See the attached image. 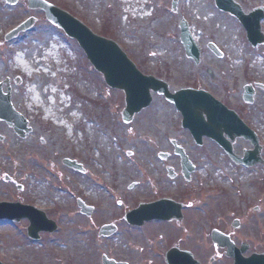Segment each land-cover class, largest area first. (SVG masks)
I'll list each match as a JSON object with an SVG mask.
<instances>
[{
	"label": "rangeland",
	"instance_id": "obj_1",
	"mask_svg": "<svg viewBox=\"0 0 264 264\" xmlns=\"http://www.w3.org/2000/svg\"><path fill=\"white\" fill-rule=\"evenodd\" d=\"M51 1L79 18L94 33L116 40L143 72L165 78L172 89L190 84L191 75L197 73L180 44L178 23L181 16L187 17V11L192 15V33L197 41L206 40V32L211 31V38L223 42L225 61L213 64L225 68L228 76L236 72L230 66L232 60L259 57L250 53L241 33L234 31L231 23L221 30V18L209 19L216 12L211 0H180L175 13L171 10L172 0ZM16 11L6 0H0V80L5 76H22L23 84L15 88L14 99L26 110L34 131L26 140H18L4 128L8 144L0 147V165L5 173H19L16 180L25 189L11 193L17 199L50 208L60 205L64 211L56 218L61 231L45 234L39 241L30 240L26 222H0V260L9 264L17 256V264H102V255H107L116 259L127 256L135 264H152L149 256L133 254L134 250L126 247L140 243L123 241V236L94 240L83 237L79 229L86 223L69 208L74 195L89 199L96 193L102 202L98 208L116 211V200L121 199L123 188L143 171H155L161 161L160 152H171V138L190 145V154L202 167L198 176L203 187L264 186V166L245 169L228 162L223 150L213 144L204 148L191 144L188 131L181 127L180 112L157 94L137 120L125 123L121 111L125 107L123 92L110 88L78 42L49 21L41 19L21 37L5 40V33L20 17H25L20 13L17 16ZM204 26L208 30L200 38L197 32ZM51 44L59 47L57 55L47 54ZM211 59L217 60L213 56ZM46 113L52 114V119H47ZM252 115L264 142V105H257ZM48 137L50 141L42 146L41 139ZM246 146L242 141L236 151L243 154ZM4 154L9 157V166L2 159ZM62 156L77 157L87 172L65 167ZM192 185H198L196 179ZM11 190L12 186L0 174V199L12 198L8 194Z\"/></svg>",
	"mask_w": 264,
	"mask_h": 264
},
{
	"label": "flooded vegetation",
	"instance_id": "obj_2",
	"mask_svg": "<svg viewBox=\"0 0 264 264\" xmlns=\"http://www.w3.org/2000/svg\"><path fill=\"white\" fill-rule=\"evenodd\" d=\"M11 1H13V4L9 5L17 9L15 12L17 16H20L19 13L25 14L24 18L20 17L21 19L17 25L24 20L34 18V25L30 29L32 30L41 19L47 20L46 12L39 8L33 9L29 0ZM233 1L232 10H235V12L230 13L220 10L215 0H211V7L216 12L209 19L212 21L213 19L221 18V25L218 24V26L222 27H220L221 30H226L228 28L227 25L231 23L235 29L234 31L241 33L244 43L251 50L250 53L259 54V57L245 61L240 59L232 60L230 66L233 67L232 71L236 72L235 75L231 74L228 76L225 68L218 66V64H213L225 61L226 56L219 58L218 53H215L212 49V44H215L222 51L226 52L223 42H218L217 38H211L209 34L211 31H207L208 28L204 26L197 33L201 38L207 31L206 35L208 38L201 42L196 40L201 52L200 60L197 61L186 54L189 63L195 67L197 73L191 75L190 84L185 87L182 86V88L189 89L192 92L203 91L210 94L215 101L220 102L228 110L238 115L248 127L256 129V125L252 121L255 117L252 114L257 105H264V43L253 46L251 41H249L246 28L249 18L242 19L241 11L245 15L251 14L252 24H255L256 18L259 15L262 16V14H259L262 12L258 8L263 7L264 9V0ZM53 3L55 4V2ZM183 17L187 20L188 29L194 36L192 29H195V26L191 19V13L187 11V17ZM181 19L182 16L178 23L179 29H181ZM224 21L227 22L224 23ZM260 29L264 33V15L260 20ZM212 56L217 60H212ZM235 67H238V69H235ZM256 67L259 69L263 68V70L260 69L261 71H258ZM159 78L163 79L162 77ZM165 81L173 92L178 90L172 89L170 83L167 80ZM0 83H3L2 91L4 93L8 91V88H11L14 108L31 123L26 110L14 99L15 88L23 84L22 76H5L0 80ZM161 97L164 98V96ZM139 115H136L132 121L137 120ZM203 118L204 121L208 122L206 113H204ZM4 128L13 132L14 136L20 140V136L15 133L14 129L5 121L0 120V135L3 137H0V147H5L8 144ZM33 131L34 127L28 136ZM45 132L46 134L48 133L47 130ZM188 136L190 137L191 144L199 148H204L211 144L221 148L218 142L212 138L204 136L202 145L199 146L189 131ZM225 137L233 144L232 148L238 159L244 157L245 151L252 148V142L244 135H236L234 138H231L225 134ZM49 141L50 137L46 139L42 138L41 145L45 146ZM242 141L247 146L243 148V154H240L236 151V148ZM169 144L171 152H166L167 154L164 152V154L158 155L161 161H158L159 165L155 168V171H143L139 178L133 180L127 184L128 186L123 188L125 190H123L121 199L116 200V211L113 208L109 211L106 207L98 208L102 202L99 201V197H96L98 195L96 193L89 199L85 198L82 194L72 197L73 202L71 204L72 207L69 208V212H75L76 217L86 223L79 229L80 234L83 237L90 236L92 239L95 237L104 238L100 236L102 226L113 224L116 232L105 238H114L116 235H120L124 237L123 241L128 240L133 243H140L136 247H133V245L131 248L127 245L126 247L130 251L134 250L133 254L149 256V261L151 260L152 264H264V186H237L230 189L221 186L211 188L208 185L203 187L199 183L201 178L198 176L202 167L200 162L196 160L197 158L190 154L188 142H183V140H179L178 138H171ZM176 145L181 146L184 152H186L190 164L185 165L183 156L176 154ZM63 150L61 149L60 151L63 152ZM225 157L228 162L236 166L245 169L255 167L254 164L249 166L237 159L234 160L230 155L226 154ZM260 157L261 161L257 165L264 166L263 146L261 147ZM8 158L5 154L2 156V159L8 161L9 166L10 161ZM65 158L75 160L82 164V166L84 165L77 157L62 156V164L74 172H79V170L67 166L64 161ZM205 165L207 166V163ZM1 166L0 174L5 178V182L13 188L10 192L8 191V194L13 196L12 198H8L9 201H19L16 196L11 194L15 190L22 192L25 189L24 185L16 180L19 173L16 170H12L11 174L5 173ZM195 179L198 185H192ZM104 199L106 200V198ZM158 203H161L159 206L163 210L157 214L146 211V207L142 208L145 205L152 206ZM104 205L106 204L104 203ZM41 206H44V204ZM51 206L53 207L52 212L47 211V218L56 220L57 217L63 215L64 208L62 206ZM48 207L49 205H46L45 209H48ZM139 208L140 211L136 215H130L132 211ZM1 221L8 222V220ZM21 222H26L28 227L31 224V219H24ZM45 237L46 235L42 234L40 240ZM13 259L9 264H17V256H13ZM116 260H120L126 264H135L134 260L127 256L123 259L117 258Z\"/></svg>",
	"mask_w": 264,
	"mask_h": 264
},
{
	"label": "water",
	"instance_id": "obj_3",
	"mask_svg": "<svg viewBox=\"0 0 264 264\" xmlns=\"http://www.w3.org/2000/svg\"><path fill=\"white\" fill-rule=\"evenodd\" d=\"M217 2L220 8L225 9L224 7L226 4L224 0H217ZM39 4L46 9L48 18L53 24L64 29L68 36L78 40L91 63L104 75L107 84L113 88H118V90L121 89L126 92V109L123 111L124 119L127 122H130L134 115L140 112L141 109L150 105L152 101L151 91H155L159 94H164L166 96L165 98L175 103L177 106L176 108H178L183 114V127L190 129L193 132L195 139L199 142L201 141L200 138H202L203 134L210 135L219 141L221 140L222 145L231 155H233L231 145L224 141V132L232 138L235 135H245L253 141L256 150L246 153L244 162H250V160L259 157L260 146L255 136H253L254 134L245 126H241L243 122H240L236 116L226 108H220L214 105L211 100L212 98L208 96V94L187 90H181L175 94L171 93L165 82L156 79L154 76L149 77L142 74L114 41L106 39V37L103 38L96 34L94 35V33L78 19L72 18L71 15L53 5L40 0ZM173 4L174 7H176L178 0H174ZM228 10L231 11L232 9ZM241 14H243L242 11ZM259 21L260 20H258L257 25L253 26L251 24L249 26L250 38L252 40L254 37L257 39L262 37ZM28 26L29 24L24 27ZM181 28V41L185 46L187 55L192 56L199 61L200 50L196 46L185 21L181 22ZM17 32L18 31L14 32L12 35H15ZM254 43L257 42L254 41ZM206 96L211 99L207 100ZM204 113L208 115V122L204 121L202 116ZM0 117L6 119L12 127H15L16 131L22 137H25L26 134L31 131L26 128L25 120L22 123L17 121L20 117L15 116L13 113L10 95L3 96L0 94ZM179 153L184 156L182 150H179ZM159 208L156 206L153 209L157 212L159 211ZM20 215L21 217L33 215L40 218L43 214L34 211L32 207L20 204L0 205V217L19 220ZM42 218L43 220L35 219L33 225L30 227V234L33 237H37L38 232L41 230L53 231L56 228L54 222L44 218V215ZM110 231V226H106L102 229V233L105 235H108ZM104 264L122 263H117L104 257Z\"/></svg>",
	"mask_w": 264,
	"mask_h": 264
},
{
	"label": "bare ground",
	"instance_id": "obj_4",
	"mask_svg": "<svg viewBox=\"0 0 264 264\" xmlns=\"http://www.w3.org/2000/svg\"><path fill=\"white\" fill-rule=\"evenodd\" d=\"M59 47H57V46H55L54 44L52 45L51 44V46L49 47V50H47L48 52H47V54L49 55V56H54V55H57V53L59 52ZM45 117L48 119H52V114H50V113H46V115H45Z\"/></svg>",
	"mask_w": 264,
	"mask_h": 264
}]
</instances>
